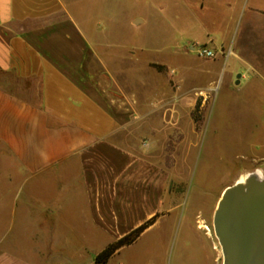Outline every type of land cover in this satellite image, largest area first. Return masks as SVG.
<instances>
[{
  "label": "crops",
  "instance_id": "1",
  "mask_svg": "<svg viewBox=\"0 0 264 264\" xmlns=\"http://www.w3.org/2000/svg\"><path fill=\"white\" fill-rule=\"evenodd\" d=\"M95 6V0H0V169L15 187L0 191V223L36 234L1 249L0 264H87L90 249L105 248L170 210L180 178L171 171L167 139H157L168 129L150 128L138 143L135 127L155 115L146 91L157 92L149 78L164 74L151 65L176 75L180 69L147 62L143 71L150 77L138 80L127 58L113 64L107 56L114 46L86 27ZM223 6L237 11L219 24V34L184 44L204 45L215 58L189 56L186 46L183 53L210 67L220 61L226 67L233 58L239 65L230 85L246 86L264 69L257 48L264 6L256 0ZM243 13L253 23L238 39ZM168 94L165 87L156 96L166 103ZM169 117L158 114L162 122Z\"/></svg>",
  "mask_w": 264,
  "mask_h": 264
},
{
  "label": "rangeland",
  "instance_id": "2",
  "mask_svg": "<svg viewBox=\"0 0 264 264\" xmlns=\"http://www.w3.org/2000/svg\"><path fill=\"white\" fill-rule=\"evenodd\" d=\"M227 1L230 0H95L96 6L88 10V33L99 32L114 46L107 56L111 62L114 60L113 64L124 65L117 59L127 58L138 80L150 77L143 71L147 62L180 69L177 75L162 70L164 76L149 78L157 91H146L149 110L155 115L138 121L135 127L138 143L150 128L168 129L157 139H167L174 161L171 171L176 169L180 178L173 186L170 210L160 212L148 228L131 244L118 249L105 264H223L213 229L221 195L244 174L260 171L264 178V69L246 86L242 83L234 87L230 80L239 63L233 58H229L226 67L221 61L210 67L203 61L187 59L183 53L190 37L217 35L219 24L229 23L236 15V9L233 12L223 6ZM256 1L264 6V0ZM252 18L248 13L242 14L235 38L236 34L238 39L245 36ZM133 19L139 24H132ZM257 27L262 42L258 41L257 48L264 53V21H258ZM238 74L239 71L234 81ZM179 78L184 80L182 87ZM165 87L169 94L163 103L156 95ZM187 87L197 90L189 92ZM160 112L170 114L167 122L158 119ZM10 187L0 169V191L15 188ZM7 229L0 223V250L36 235ZM105 248L90 249L87 264H97L95 256Z\"/></svg>",
  "mask_w": 264,
  "mask_h": 264
},
{
  "label": "water",
  "instance_id": "3",
  "mask_svg": "<svg viewBox=\"0 0 264 264\" xmlns=\"http://www.w3.org/2000/svg\"><path fill=\"white\" fill-rule=\"evenodd\" d=\"M213 229L223 264H264V178H251L245 188L237 182L226 188L214 213Z\"/></svg>",
  "mask_w": 264,
  "mask_h": 264
},
{
  "label": "trees",
  "instance_id": "4",
  "mask_svg": "<svg viewBox=\"0 0 264 264\" xmlns=\"http://www.w3.org/2000/svg\"><path fill=\"white\" fill-rule=\"evenodd\" d=\"M153 68L157 71H162L163 67L160 65L152 64ZM154 218L148 220L129 234L117 240L115 243L108 245L104 250L95 256V263L105 264L107 260L121 247L131 244L146 228L153 223Z\"/></svg>",
  "mask_w": 264,
  "mask_h": 264
},
{
  "label": "built area",
  "instance_id": "5",
  "mask_svg": "<svg viewBox=\"0 0 264 264\" xmlns=\"http://www.w3.org/2000/svg\"><path fill=\"white\" fill-rule=\"evenodd\" d=\"M186 47L191 52H193L198 58H201V59L208 60V59H213L216 56L213 50L208 49L204 45L189 43L187 44ZM171 73L173 74L174 72H171Z\"/></svg>",
  "mask_w": 264,
  "mask_h": 264
},
{
  "label": "bare ground",
  "instance_id": "6",
  "mask_svg": "<svg viewBox=\"0 0 264 264\" xmlns=\"http://www.w3.org/2000/svg\"><path fill=\"white\" fill-rule=\"evenodd\" d=\"M257 175V176H256ZM256 175H250V174H244L243 176H241V178L237 181L238 186H240L241 188H245L246 184L248 183V181L251 180V178H254L256 180H259L260 176H261V172L257 171ZM204 227V226H203Z\"/></svg>",
  "mask_w": 264,
  "mask_h": 264
},
{
  "label": "flooded vegetation",
  "instance_id": "7",
  "mask_svg": "<svg viewBox=\"0 0 264 264\" xmlns=\"http://www.w3.org/2000/svg\"><path fill=\"white\" fill-rule=\"evenodd\" d=\"M201 227H202V226H197L196 228H197V229H200ZM203 228L209 230L208 227H206V226H204ZM213 249H215V248H213Z\"/></svg>",
  "mask_w": 264,
  "mask_h": 264
}]
</instances>
